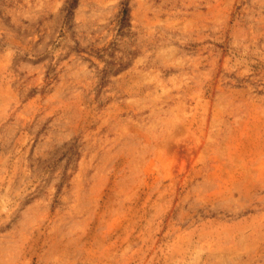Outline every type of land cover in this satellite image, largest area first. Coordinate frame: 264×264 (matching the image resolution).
<instances>
[{"label":"rangeland","instance_id":"obj_1","mask_svg":"<svg viewBox=\"0 0 264 264\" xmlns=\"http://www.w3.org/2000/svg\"><path fill=\"white\" fill-rule=\"evenodd\" d=\"M0 264H264V0H0Z\"/></svg>","mask_w":264,"mask_h":264},{"label":"trees","instance_id":"obj_2","mask_svg":"<svg viewBox=\"0 0 264 264\" xmlns=\"http://www.w3.org/2000/svg\"><path fill=\"white\" fill-rule=\"evenodd\" d=\"M124 13H126V14H127V8H125V9H124Z\"/></svg>","mask_w":264,"mask_h":264}]
</instances>
